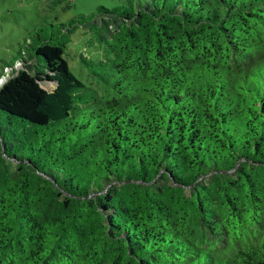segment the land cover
Returning a JSON list of instances; mask_svg holds the SVG:
<instances>
[{"label":"trees","instance_id":"1","mask_svg":"<svg viewBox=\"0 0 264 264\" xmlns=\"http://www.w3.org/2000/svg\"><path fill=\"white\" fill-rule=\"evenodd\" d=\"M60 25L0 69V264H264V0Z\"/></svg>","mask_w":264,"mask_h":264},{"label":"rangeland","instance_id":"2","mask_svg":"<svg viewBox=\"0 0 264 264\" xmlns=\"http://www.w3.org/2000/svg\"><path fill=\"white\" fill-rule=\"evenodd\" d=\"M124 0H0V69L6 62H14L21 49L33 52L27 46L29 38L34 42L36 33L41 37L61 29V23L81 14H89L103 5L114 7ZM55 35L59 38L61 34ZM101 57L104 54L103 44L94 38L93 33L82 25L72 30L66 41L64 56L71 70L82 80L98 86L89 75L79 54Z\"/></svg>","mask_w":264,"mask_h":264}]
</instances>
